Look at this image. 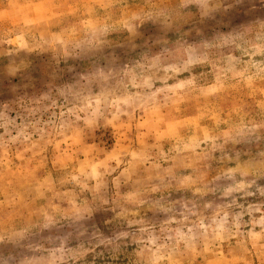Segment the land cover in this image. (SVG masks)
I'll use <instances>...</instances> for the list:
<instances>
[{
  "label": "rangeland",
  "instance_id": "obj_1",
  "mask_svg": "<svg viewBox=\"0 0 264 264\" xmlns=\"http://www.w3.org/2000/svg\"><path fill=\"white\" fill-rule=\"evenodd\" d=\"M0 264H264V0H0Z\"/></svg>",
  "mask_w": 264,
  "mask_h": 264
}]
</instances>
